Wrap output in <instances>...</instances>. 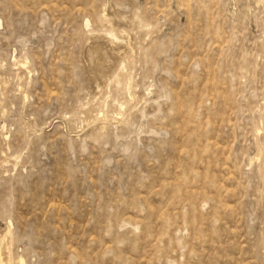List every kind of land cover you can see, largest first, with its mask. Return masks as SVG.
<instances>
[{"label":"rangeland","instance_id":"1","mask_svg":"<svg viewBox=\"0 0 264 264\" xmlns=\"http://www.w3.org/2000/svg\"><path fill=\"white\" fill-rule=\"evenodd\" d=\"M0 257L264 264V0H0Z\"/></svg>","mask_w":264,"mask_h":264},{"label":"bare ground","instance_id":"2","mask_svg":"<svg viewBox=\"0 0 264 264\" xmlns=\"http://www.w3.org/2000/svg\"><path fill=\"white\" fill-rule=\"evenodd\" d=\"M1 258V257H0ZM2 263V262H1ZM4 264V263H3Z\"/></svg>","mask_w":264,"mask_h":264}]
</instances>
